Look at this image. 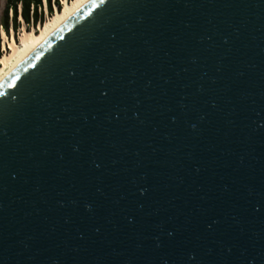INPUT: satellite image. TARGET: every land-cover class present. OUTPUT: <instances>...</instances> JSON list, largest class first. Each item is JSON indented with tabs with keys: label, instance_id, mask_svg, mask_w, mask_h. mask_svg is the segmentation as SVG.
Listing matches in <instances>:
<instances>
[{
	"label": "water",
	"instance_id": "obj_1",
	"mask_svg": "<svg viewBox=\"0 0 264 264\" xmlns=\"http://www.w3.org/2000/svg\"><path fill=\"white\" fill-rule=\"evenodd\" d=\"M0 264H264V0H88L1 79Z\"/></svg>",
	"mask_w": 264,
	"mask_h": 264
},
{
	"label": "bare ground",
	"instance_id": "obj_2",
	"mask_svg": "<svg viewBox=\"0 0 264 264\" xmlns=\"http://www.w3.org/2000/svg\"><path fill=\"white\" fill-rule=\"evenodd\" d=\"M88 0H71L63 2L60 10L55 11L41 24L39 31L24 30L20 36V46L17 45L14 35L7 39L6 33L2 32L5 40L4 50L10 49L0 57V80L14 70L28 54L40 44L50 33L58 28L74 11L79 9Z\"/></svg>",
	"mask_w": 264,
	"mask_h": 264
},
{
	"label": "trees",
	"instance_id": "obj_3",
	"mask_svg": "<svg viewBox=\"0 0 264 264\" xmlns=\"http://www.w3.org/2000/svg\"><path fill=\"white\" fill-rule=\"evenodd\" d=\"M48 14L53 13V7L56 6L59 10L62 8L60 0H45L44 2ZM11 13L10 26L16 31L19 27L17 18L20 17L26 28L35 27L37 24L44 23L43 0H6L3 10V18L0 21V27L8 34L9 19L8 12Z\"/></svg>",
	"mask_w": 264,
	"mask_h": 264
},
{
	"label": "rangeland",
	"instance_id": "obj_4",
	"mask_svg": "<svg viewBox=\"0 0 264 264\" xmlns=\"http://www.w3.org/2000/svg\"><path fill=\"white\" fill-rule=\"evenodd\" d=\"M5 4H6V0H0V21L3 18V10H4V7H5ZM43 9H44V16H45L44 22H45L49 18V16H51L55 12V9L53 7V13L51 15L48 14L47 11H46L44 2H43ZM8 19H9V31H8V35H7V39L6 40L10 39L11 38V35L13 34L14 37H15L16 43L19 46H20V36H21V33L24 30H33L35 32V31H39V28L41 26V24H37V26H35V27L30 26L29 29H27L26 26H25V24L23 23L22 19L20 17H18L17 18V21L19 22V27H18V29L16 31H14L13 29H11V26H10V19H11V13H10V11L8 12ZM2 32L6 33L3 30V28L0 27V57L4 53H9L10 52V49L4 50L5 40H4L3 36H2Z\"/></svg>",
	"mask_w": 264,
	"mask_h": 264
},
{
	"label": "built area",
	"instance_id": "obj_5",
	"mask_svg": "<svg viewBox=\"0 0 264 264\" xmlns=\"http://www.w3.org/2000/svg\"><path fill=\"white\" fill-rule=\"evenodd\" d=\"M61 1V4L63 5V2H67L68 0H60ZM70 1V0H69ZM43 2H45V0H43ZM54 9L56 11V7L54 6Z\"/></svg>",
	"mask_w": 264,
	"mask_h": 264
},
{
	"label": "snow or ice",
	"instance_id": "obj_6",
	"mask_svg": "<svg viewBox=\"0 0 264 264\" xmlns=\"http://www.w3.org/2000/svg\"><path fill=\"white\" fill-rule=\"evenodd\" d=\"M100 2L103 4L105 2V0H100Z\"/></svg>",
	"mask_w": 264,
	"mask_h": 264
},
{
	"label": "clouds",
	"instance_id": "obj_7",
	"mask_svg": "<svg viewBox=\"0 0 264 264\" xmlns=\"http://www.w3.org/2000/svg\"><path fill=\"white\" fill-rule=\"evenodd\" d=\"M56 7V6H55Z\"/></svg>",
	"mask_w": 264,
	"mask_h": 264
}]
</instances>
